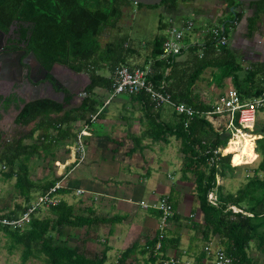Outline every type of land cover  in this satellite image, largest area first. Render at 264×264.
<instances>
[{
    "label": "trees",
    "instance_id": "16d2710c",
    "mask_svg": "<svg viewBox=\"0 0 264 264\" xmlns=\"http://www.w3.org/2000/svg\"><path fill=\"white\" fill-rule=\"evenodd\" d=\"M30 7L39 9V34L42 43L36 49L41 59L52 57L54 61L70 66L78 72H86L91 78V83L86 87L89 96L84 98L79 106L66 110L60 102L53 99H40L31 101L21 110L17 122L26 127L33 125L29 133L8 141L7 135L0 128V174L5 179L16 178L15 187L24 198V204H16V210L8 212L12 216L24 209L35 193H44L57 181L36 182L30 175L27 164L36 155L47 157L53 155L58 143L67 137H72V122L86 119L91 123L89 114L100 109L101 101L94 96L97 87L113 90V73L122 65H129L128 59L133 54V48L127 45L128 36L117 37L116 40L101 41V36L107 29L119 26L124 15L123 8L134 2L131 0H31ZM192 0H163L157 5L136 3L139 7H165L177 9L181 2ZM227 8H234L223 19L226 32L247 18L250 33L255 32L264 16V0L251 3H242L237 0H224ZM248 9L255 11L248 15ZM241 8V10H238ZM167 24L162 23L161 27ZM203 46L191 45L188 50L193 52L194 69L187 72L181 63L174 60L168 63L160 60L166 34L157 35L150 48V59H154L155 75L153 80L158 84L165 81V91L172 95L175 101L184 102L194 107L197 114L185 125V117L175 113L174 122H166L157 114L154 115L151 129L147 131L160 140L164 135L177 136L181 139L180 152L182 153V177L194 181L199 207L203 213L204 223H198L200 230L204 229V237L210 240L215 236L226 252L234 256L237 264H254L249 256L252 244L264 247V128L256 125L255 134L262 135L257 139L256 151L262 156L261 162L249 176L247 182L236 193H226L224 186L218 184L217 177L225 178V170L234 171L238 166L235 159L240 154L229 143L230 135L224 136L217 131L213 124L203 115V111L212 108V104L205 103L198 95L192 92L196 82L207 68H219L222 80L226 77L233 78L234 87L243 99L259 94L264 90V62H255L243 74L242 64L231 53L230 47L223 48L222 54H217L215 41L207 35ZM201 50V51H200ZM231 54V55H230ZM149 59V60H150ZM108 69L111 76L100 73ZM262 73V74H261ZM182 81V82H181ZM140 97L149 109H155L149 96L142 92L134 95ZM2 114H0L1 118ZM36 140L27 143L26 139ZM166 140V138H165ZM4 147V148H3ZM231 150L222 155L216 153L220 148ZM136 149V148H134ZM241 149V148H239ZM233 152L234 154L230 153ZM232 161V164H231ZM7 166L8 170H4ZM191 175V176H190ZM210 191H215L218 196L217 204L208 198ZM65 188L60 190L64 194ZM172 200V198L170 197ZM174 206L177 203L172 200ZM243 211L236 212L233 207ZM48 214L34 216L32 222L24 229L10 226L0 227L8 239L11 249H22V264L31 258H39L47 264H125L127 259L135 253L139 246L133 244L125 249L117 262L108 263L110 246L106 244L100 254L94 256L86 251V246L71 244L68 240L79 237L74 229H84L89 233V228L98 219L90 217V213H77L74 205L63 199L57 205L48 208ZM93 213L92 208H88ZM155 214L160 213L151 209ZM94 214V213H93ZM194 214V212H193ZM179 213L173 218L180 220ZM191 216L190 218H192ZM107 218H102L106 220ZM112 223L113 218H109ZM73 229V230H72ZM87 235V234H86ZM157 241L155 236L147 241L146 246H154ZM180 237L167 238L163 242L162 256L165 257L169 245L178 247ZM85 242V241H84ZM143 254L148 253V263L155 264L159 256H154V250L145 247ZM205 251L198 258V264H205ZM151 262V263H150ZM182 264H185L182 263Z\"/></svg>",
    "mask_w": 264,
    "mask_h": 264
},
{
    "label": "crops",
    "instance_id": "0c3cea01",
    "mask_svg": "<svg viewBox=\"0 0 264 264\" xmlns=\"http://www.w3.org/2000/svg\"><path fill=\"white\" fill-rule=\"evenodd\" d=\"M129 6L130 5L125 6L123 11ZM226 6V2L220 0H192L188 2H181L177 9L168 10H172L170 13L173 15L171 16L184 14L183 17L195 15L199 17H205L209 20H216L223 15L225 17L226 13L229 14L230 11H232V8L225 9ZM220 7L223 10L220 11ZM140 9L144 10L145 7ZM245 9L248 11V15H251L255 11L254 7L252 9H248L247 4L245 5ZM238 10H241V8ZM222 11H225V14H220ZM231 31L233 32L235 39L239 35H241V38H238L239 41L235 40L236 44L238 45V50H236V48L232 45V42H230L228 45L230 46L229 49L233 48L237 52H243L246 57L248 47L252 42H255L257 43L256 45H258L257 49L256 46L254 48L256 49L254 51L255 55L257 56L258 52H261V54L264 55V16L262 17L259 26L253 33L249 32L247 18L242 20L237 25L232 26L230 32ZM200 43L201 42H199V45ZM250 49L254 50L253 48ZM187 50L183 51L182 54L177 56L175 60L181 63L179 68H185L189 73L193 71L194 64L193 54H191V56L185 55V53L188 52ZM138 53L139 52L137 49L133 50V54ZM132 57V54H130L128 59V64L131 66L132 64H135L133 62H138ZM150 58L151 57H148L146 59V62H144L145 65L149 63ZM151 60L154 61L153 58ZM252 61L253 64L255 62H264V59H254ZM142 63L136 66H143L144 64ZM252 64L248 63L247 65L250 67ZM208 69H213L212 71L208 72L211 74L210 87L212 88V94L209 92V94L206 95L207 92L205 94L203 91H199L198 82L201 81V84L203 80L207 79L208 75L204 76V74ZM215 69L217 68H207L202 73L200 80L196 82L192 89L194 95H198L200 99H203L205 103L208 104H214L210 102V97L219 98L224 93H222V91H225L228 87H230L228 84H233L232 77H226L222 80L220 85L216 84ZM224 84L225 86L220 89V86H223ZM100 88L101 87H98L97 89ZM214 94L215 96H213ZM131 97V100L128 102H123V106L126 108L130 107L132 110L135 117L134 128L131 126L129 131L124 130L122 126L114 129V121L107 118L106 111L108 108L105 106L99 115L98 120L96 121V124H98L102 132L97 130L94 122L90 123V133L84 138L87 150L86 159L78 165L77 163H74L78 157V154L73 143H75L77 134L81 130L80 128L82 127V124L84 126L86 119L72 122V137L69 136L65 141H63L67 143L65 149L63 150V148H61L60 150H57V152L54 151L55 154L49 155L54 159L52 162L54 167H51V174L47 178H34V180L36 182L61 180L65 185V190L68 191L67 193H64V196H74L73 198H75L66 199V197H64V199L70 204L74 205L76 212L80 214L85 213L86 215L90 213V217L92 218H95L94 216L98 217V219L95 218L97 220L94 221L89 230L92 232L96 229V236H99L101 232L100 228L104 227L103 229L107 232L106 234L104 233L101 235V238H104V242L110 246V250L112 249V242L116 244H120L121 242L126 244L124 247L125 250L133 244L144 241L147 242L148 240L153 239L158 233L159 216L151 209L144 208L141 205V202L145 201L152 203L156 201L161 195L168 194L172 200L177 203V211H183L184 213L182 215L179 213L180 220L171 219L169 222L167 236L172 238L174 235H176L175 237H180L181 241L178 247L169 245L167 251L165 252L166 257L172 256L177 252V255L184 262H193V259L195 258L198 262V254L193 255V251L191 250L197 252L201 235L196 236L194 233L198 228L197 223H192L196 220L194 218H190L191 216L188 215L189 212L197 211L199 216L201 215L203 218V213L199 207V200L195 196L194 190H196V184L194 181L182 177V173L176 182H171L168 179L171 177L173 178L174 176H171L170 174L165 176V170L169 167L168 163L170 162V157L168 155H164V146L172 145L173 137L170 135H164L162 139L158 140L154 138V135L150 133L147 134V131L151 129V124L155 114H158L162 120L171 123L176 119L175 111H173L174 109L172 110L168 108L170 106L149 109L146 107V103L141 100L140 97L134 95H131ZM135 110L137 111L136 113L134 112ZM122 117L125 119V116ZM146 121H149V124L148 122L146 123ZM120 122L125 123L123 120ZM211 123L219 132L224 130L228 131L225 127L224 117H218L214 120V122L212 121ZM126 124L128 126V123ZM251 135L252 140L249 147H247L246 144H241L245 150L252 148L249 151L240 150V146L238 147L236 144L239 140L235 137L236 150L238 152H242L243 154L247 155L250 151L254 150V136L253 134ZM180 146L181 142L179 144V152ZM58 154L60 155L57 156ZM180 154L182 157L181 152ZM69 161H73L72 165H69V167L67 165L65 171L63 172V164ZM57 162H60V164L63 166L59 168ZM55 163H57L58 167L55 166ZM182 164L183 158L179 161L181 169ZM242 165L245 164L240 163L237 166ZM76 189L84 190L82 193L83 198L80 199L81 201L76 198ZM88 208H92L94 214L88 211ZM102 218L107 219L102 220ZM109 218H113L115 223L109 222ZM186 218L189 219L188 223H185ZM191 220L193 221L191 222ZM126 227H128V229H126ZM170 233H173V235L170 236ZM86 234L88 235L89 233L86 232ZM89 239L90 238H88V240ZM174 248L175 253H171L170 250ZM122 252H119L117 257H119ZM143 258L145 259L144 264H149V254L146 253L143 255ZM115 259H108V263H112V261H115ZM203 261L205 262V258ZM156 262L160 263L159 259Z\"/></svg>",
    "mask_w": 264,
    "mask_h": 264
},
{
    "label": "rangeland",
    "instance_id": "374dc122",
    "mask_svg": "<svg viewBox=\"0 0 264 264\" xmlns=\"http://www.w3.org/2000/svg\"><path fill=\"white\" fill-rule=\"evenodd\" d=\"M220 1H224V0H220ZM140 8H144V7H139L136 5V3H133L129 7L124 9V15H123L122 19L120 20L119 26L115 29H107L103 33V35L101 36V41L104 45L109 41L116 40L117 37L128 36L130 38V40L127 43V45H129L133 49H137L139 52L138 54H132V56H133L132 58L135 61H138V62H133L135 64H132V66L139 65L142 62H143L142 64H145L144 62H146V59L148 57H150L149 55H150L151 46L149 44H152L153 40L156 38L157 35L167 34L169 31V27L172 24L181 25L183 19H192L195 21V27H196L195 30L196 31L194 33L189 34V36H187V38L183 41L184 44L188 45V44H193V42L195 40L201 41L203 39L204 34H199V33H201L202 29H204L203 25L205 23H209L213 26L220 25L221 24L220 19L224 18V15L223 16L221 15L222 17H220L216 20H209L205 17H199V16H195V15L183 17L184 14L183 15L177 14L175 16H171V15H173L170 13L172 10H168V8H165V7H157V8L156 7H145L144 10H141ZM219 10L221 11L222 8L220 7ZM220 14H225V11L220 12ZM227 14L228 13H226L225 15H227ZM162 23L167 24V26L162 28L161 27ZM197 34H199V35H197ZM238 38H241V35L237 36V38L235 39L233 36V32L232 31L230 32L229 40H230V42H232V45L236 48V50H238V45L236 44L235 40L239 41ZM230 42H229V44H230ZM252 44H254V45H252ZM256 44L257 43H255V42L251 43V45L247 49L246 57L243 54V52H237L235 49L231 48V53L243 65V70L241 71V74H243L245 72L246 68L248 67V65H247L248 63L252 64V62H253L252 60H254V59L263 60L264 59V55L261 54V52L257 53L258 57L255 55L254 51L258 48V45H256ZM255 46H256V49H254ZM228 47H230V46H228ZM250 48H253L254 50H252ZM187 51L188 52L185 53L186 56H191V54H193L192 51H190V50H187ZM131 62H132V60H131ZM212 70L213 69H208L205 72L204 76L208 75L206 80H203L201 84H200L201 81L198 82L199 91H203L205 94L207 92L206 95H208L209 92L212 94V88L210 87L211 74L208 73L209 71H212ZM215 71H216L215 72L216 73L215 83L220 85V83L222 82L221 70H219L217 68V69H215ZM100 73L105 75V76H111L110 71L106 68L100 70ZM228 85L231 87L234 84L230 83ZM224 86H225V84L223 86H220V89ZM97 88L94 90V96L97 97L98 99H100V101H101L100 108L102 107L104 109V107L107 106L108 110L106 111V116H107V118L112 119L114 121L115 125L113 126V128L116 129V128L122 126L123 129L126 131H129L131 126H133V128H134L135 117L133 115V112L130 109V107L126 108L123 106V102H126V101L128 102L129 100H131V98H132L131 95L127 94V93H123V94H120V95L113 97L112 92L109 91L108 89H104V88L97 89ZM225 91H222V93ZM218 92H220V91H218ZM213 96H215V94ZM217 99L218 98L210 97V102L215 103L217 101ZM168 108L173 110L172 107H168ZM134 112L136 113L137 111L135 110ZM122 116H125V119ZM122 120L125 121V123H121L120 121H122ZM11 121H12L11 119L10 120L5 119L3 121V124H2L3 127L7 128L10 124H12ZM79 121H82V119ZM147 122L149 124V121H146V123ZM94 123H95L94 125L97 128V130H99V132H102V130H100L98 124H96L97 122L95 121ZM126 123H128V126ZM257 126L264 128V110H261L259 112V118H258ZM32 127H33V125L26 126V127H16L17 132H16V134L13 135V137H10V139L12 140L13 138H18L19 136H21L23 134L29 133V131L31 130ZM82 128H83V124H82V127L80 129H82ZM99 132H97V133H99ZM222 132L221 133L224 134V136L229 134V131H226V130H224ZM245 132L246 133L251 132V134H253V136H254L253 137L254 138L253 139L254 150L250 151L249 154H247V155L243 154L242 152L237 151L240 155L238 157H236L235 164L239 165L240 163H244L245 165L238 166L234 171L226 169L225 170V174H226L225 178L222 177L221 175H218L217 182H218V184H221L224 186V191L226 193H236L237 190L239 188H241L245 182H247V179L249 178V176L254 175L253 172H254L255 168H257L261 162L262 156L256 151V145H257V139L262 137V135L255 134L254 132L249 131V130H245ZM171 137H173L172 138V140H173L172 145L164 146V148H165L164 155H168L170 157V162L168 163L169 167L165 170V176H167V174L174 176L173 178L171 177L168 179L171 182H176L178 180V177L182 173L181 166L179 165V161L182 160L181 154L179 152V144L181 142V139H179L175 135L171 136ZM34 138L36 139V135ZM35 139H26L25 141L27 143H31V142H34ZM76 140H77V137L75 139V143H73L74 146H76ZM235 141H236L235 137L232 138L230 143H229L230 146L232 143L234 148L236 149V144H237L238 147L240 146L239 147V148H241L240 150L244 151L245 149L243 148V146L241 144H239L240 142L238 141V143L235 144ZM66 145H67L66 142L58 143V145L54 149L55 152H57V150H60L61 148H63V150H64ZM228 149L231 150V148L228 147V148L224 149V151H226ZM251 149L252 148H250L249 150H251ZM249 150H245V151H249ZM2 151H3V149L0 148V156L2 154ZM231 151H233V150H231ZM86 154H87V151H86ZM59 155L60 154H58L57 156H59ZM53 161H54V159L51 156H47V157L40 156L39 157L38 155H36V156L32 157L30 159V161L27 163L30 167L31 177L33 179L34 178H47L51 174V167H54V164L52 163ZM57 163H55L56 167L59 166V168H60L65 164H67L69 167V165H72L73 161H69L63 165L59 164L58 166H57ZM231 164H232V161H231ZM237 165H233V166H237ZM59 168H58V170H59ZM62 169L64 172L65 166H63ZM6 170H8V169H6ZM192 181H193V179H192ZM15 182H16V178L5 179L2 176V174H0V210H2L3 212H9L11 210L14 211V210H16V204H24L25 203L24 198L22 197V195L19 193V191L15 187ZM64 187H65V185H64ZM194 191H195V196L197 198L196 190H194ZM76 194H77L76 198H78L79 200L83 198L82 194H78V193H76ZM64 197H66V199H68V198L75 199V198H73L74 196L73 197L67 196V195L64 196V194H63V199H64ZM71 199H69V200H71ZM145 204L149 205L148 202H145ZM48 211H49V209H44L43 212L40 213L39 215L40 216L47 215ZM179 212L181 215L184 213L183 211L182 212L179 211ZM188 215L193 216L192 218H194L196 220V221L191 220V222L193 221L192 223H197V224L198 223H202V224L204 223L203 218L201 217V215L199 216V213L197 211H194V214H193V212H189ZM188 222H189V219L186 218L185 223H188ZM103 228L102 227L100 228L101 232H100L99 236L98 235L96 236V229L92 232H91V230L89 231L88 235H90V236L86 235V232L84 229H74L76 234L77 235L79 234V237H77V236L72 237V238H69L68 240L73 245H75V244L84 245L85 244L86 251L93 256L95 254H100L107 244L104 242V238H101V235H103L104 233L106 234V232H107ZM126 229H128V227H126ZM200 230L201 231H199V229L197 228L196 231L194 232L196 234V236L201 235L200 236L201 239L199 240V244H198L199 248H197L198 249L197 252H194V250H191V251H193V255L198 254V256H200L201 253L203 251H205L206 245L213 247V248L222 247L219 244V240L217 237L212 236L210 240H207L204 237V233H203L204 229L201 228ZM172 235H173V233H170V236H172ZM175 236L176 235H174L173 237H175ZM88 238H90L89 239L90 242H89ZM167 238H169V237L167 236ZM145 242L146 241L137 243V245L139 246L140 249L138 248V250L135 253H133L127 259L126 264H144L145 259L143 258V255H145V254H143L142 251L146 247L147 242L146 243ZM205 242H206V244H205ZM125 245L126 244H123L122 242L120 244H116V243L112 242V249L109 251V260H113L116 258L115 261H112V262H117L119 257L121 256L120 255L119 257H117V255L119 252H122L124 250ZM171 245L174 246L173 244H171ZM174 247H176V246H174ZM170 252L175 253V248L171 249ZM205 254H206L205 255V261H207L209 256H208L206 251H205ZM165 255H166V253H165ZM172 256H178L177 252ZM249 256L252 258L254 264H264V247L260 248L257 245L252 244L251 248L249 249ZM160 257L169 258L171 256H169V257L160 256ZM159 261H160V258H159ZM22 262H23L22 249L21 248L11 249L7 237L5 236L3 231H0V264H22ZM187 262L189 264H198L196 258L193 259V262H191V261H187ZM26 264H47V263L45 261L39 259V258L31 257L26 262ZM155 264H161V262L160 263L155 262Z\"/></svg>",
    "mask_w": 264,
    "mask_h": 264
},
{
    "label": "built area",
    "instance_id": "2783aa9c",
    "mask_svg": "<svg viewBox=\"0 0 264 264\" xmlns=\"http://www.w3.org/2000/svg\"><path fill=\"white\" fill-rule=\"evenodd\" d=\"M220 24L213 26L209 23H205L204 29L199 34H204L201 41H194L193 44H184L183 41L194 33L196 30L195 21L192 19H186L182 21L181 25L172 24L169 27V31L166 34V40L163 45V52L159 56L160 60H165L168 63L173 62L177 56L187 50L191 45L199 44L203 46L207 41V35L215 41V50L217 54L223 53V48L229 45V32H226L224 26ZM197 34V35H199ZM154 61L149 60L148 64L143 66H130L122 65L118 67L113 73V90L111 91L114 96L127 93L130 95H137L142 92L146 93L155 108H163L164 106H170L174 109L175 113L185 117V125L188 126L190 121L197 114V110L185 104L184 102L175 101L172 95L165 91L166 83L158 85L153 76L156 71L154 68ZM85 97L89 96L88 92H84ZM109 102V101H108ZM264 110V90L259 94L249 98L243 99L238 90L231 86L229 87L218 99L212 104V108L204 110L203 115L209 121H213L218 117L225 118V127L229 131L230 140L236 137L238 134L246 133L245 130L254 131L258 123L259 112ZM103 111L101 107L97 112L90 114L89 118L91 122L98 120L99 115ZM90 133V124L85 122L83 128L77 134L75 150L78 154L77 159L74 161L78 165L86 159V143L85 136ZM251 133V132H250ZM228 143V144H229ZM221 152L222 155L228 153L224 152L223 148L215 151ZM234 154L233 152H230ZM60 162H58V165ZM65 169L67 164L64 165ZM3 169H8L7 166H3ZM64 187L63 182L57 181L44 193H36L34 198L26 203L24 209L14 213L12 216H8V212L0 210V227L10 226L12 228L24 229L32 222L34 216L43 212L44 209H48L53 206L59 205L63 201V194L60 190ZM84 190L78 189L76 193L82 194ZM208 198L214 204H217L218 196L215 191H210ZM142 206L146 209H153L160 213L158 222V233L156 235L157 241L154 246L148 249L154 250V256H159L161 264H182L184 261L178 256H171L169 258H162L164 253L163 242L167 237V231L169 228V222L174 217L177 208L170 199L168 194H163L156 201L145 204V201L141 202ZM239 208V207H238ZM240 211H243L239 208ZM236 212H240L236 210ZM205 251L208 254V260L205 264H237V260L234 256L228 254L224 247L213 248L208 245L205 246ZM185 264H189L188 262Z\"/></svg>",
    "mask_w": 264,
    "mask_h": 264
},
{
    "label": "flooded vegetation",
    "instance_id": "af4514ba",
    "mask_svg": "<svg viewBox=\"0 0 264 264\" xmlns=\"http://www.w3.org/2000/svg\"><path fill=\"white\" fill-rule=\"evenodd\" d=\"M31 2L0 0V128L8 141L16 134V127H24L17 118L27 103L51 99L49 96L55 89L58 98L62 99L58 102L68 110L79 106L86 98L83 93L87 92L82 87V80L60 68L65 64L54 61L52 57L41 59L37 54L36 49L42 43L39 34L43 33L39 30V9L31 8ZM5 59L9 63V71H3ZM53 69L55 75L51 73ZM69 88L81 92L72 94ZM5 119L12 120L7 128L2 125Z\"/></svg>",
    "mask_w": 264,
    "mask_h": 264
},
{
    "label": "water",
    "instance_id": "95a60500",
    "mask_svg": "<svg viewBox=\"0 0 264 264\" xmlns=\"http://www.w3.org/2000/svg\"><path fill=\"white\" fill-rule=\"evenodd\" d=\"M133 1L134 3H142V4H145V5H157V4H160L163 0H131ZM239 2H242V3H251V2H257V1H260V0H237ZM234 8L232 7V10ZM224 28H225V25H223ZM6 61V59H5ZM9 63H7V61L4 63V67H3V71H5L7 69V71H9ZM63 67L65 68L66 70H68L69 72H71V74L74 76V78L76 79H80L83 81V89L86 88L90 83H91V78L88 74L86 73H82V72H78L76 71L75 69L69 67L68 65H60V68ZM52 74L55 75V70L53 69L51 71ZM70 92L72 94H79L81 92V90H78V91H74V89L72 88H69ZM58 93L55 89H52V93L51 95L49 96L51 99L53 100H57V101H62V99H59L58 98ZM25 106V105H24Z\"/></svg>",
    "mask_w": 264,
    "mask_h": 264
},
{
    "label": "bare ground",
    "instance_id": "6f19581e",
    "mask_svg": "<svg viewBox=\"0 0 264 264\" xmlns=\"http://www.w3.org/2000/svg\"><path fill=\"white\" fill-rule=\"evenodd\" d=\"M236 138L240 141V144H246V146L249 147L250 146V142L252 140V135L249 134V133H243V134H238L236 136ZM233 209L234 210L236 209V210L240 211V209L238 207H236V206H234Z\"/></svg>",
    "mask_w": 264,
    "mask_h": 264
}]
</instances>
